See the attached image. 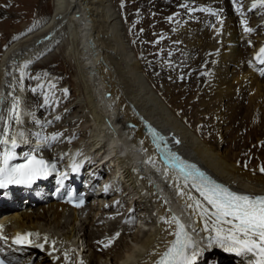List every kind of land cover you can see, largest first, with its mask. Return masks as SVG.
<instances>
[{"label": "bare ground", "instance_id": "6f19581e", "mask_svg": "<svg viewBox=\"0 0 264 264\" xmlns=\"http://www.w3.org/2000/svg\"><path fill=\"white\" fill-rule=\"evenodd\" d=\"M36 1L35 7H39L45 0ZM121 2L125 8L133 7L130 1ZM152 2L147 5L140 3L143 5L141 11L150 9V15L148 12L141 14L138 12L139 8L133 7L135 14L128 17L123 14L125 11H116L113 0H53V13L47 25L10 46L7 42L9 47H0V52L7 47L0 60V112L4 115L2 127L8 130L5 135L9 138L13 134H25L28 130H37L40 134L43 133L40 128L42 125L49 126V135H57L58 139L52 141V151L43 150L44 156L60 161L62 155H65L62 151L68 150L66 154H70L72 160L80 159L75 162L79 169L82 158L89 149L105 148L104 142H107L110 130L116 133L113 144L132 137L137 144L124 141L125 145L122 142V147L144 150L142 153L134 152L133 159L126 156L115 160L123 173L124 181L122 193L116 199H108L109 203L118 201L116 206L107 209L110 212L91 205L89 209L92 213L88 216L89 210L76 211L55 202L32 207L33 203L29 198L16 192L15 201L22 207H4L0 209V213L5 214L4 221L9 224L6 229V235L10 237L7 248L10 249V255L18 260L17 264H34L35 261H38L36 264H152L174 239L170 233L176 230V225L163 221L171 219L172 210L179 211L181 200H184L185 209L194 216L197 214L193 209L186 207V204H194V200L189 197L199 200L205 207H211L192 183L178 179L173 171L163 166L156 147L140 121L141 117L165 137L170 149L177 150L185 158L198 163L219 181L244 194H264V173L260 171L264 160H259L263 164L246 166L240 163L243 158L226 148L230 122L234 115L239 114L248 93H253L250 96L252 99L264 100V79L247 65L264 44V7L260 6L258 0ZM14 3L21 8L17 11L18 19L24 20L25 9L22 6L25 1L15 0ZM253 4L257 6L253 8ZM173 6L183 7L175 10ZM240 9L254 14L248 28L258 29L257 36L249 37L242 33L243 28L239 29L241 17L236 14ZM124 19L131 23L135 20V24L140 26L145 24L141 26L143 31L136 35L139 41L141 38L153 41L163 37L157 35L152 39L149 33L152 23L161 26L155 29L156 33L160 34L164 30L166 34L180 38L181 43L176 41L177 47L173 52L180 49L182 60L177 67L175 64H161L160 70L166 73L165 80H161L163 84L158 86L150 80L152 76H156L155 72V75L149 73L150 76H146L150 65L139 60L133 52L129 33L123 26ZM43 20L44 17L41 16L37 22L40 24ZM166 25L172 27L166 30ZM23 28V32L30 30ZM65 34L67 45L60 47L55 55L33 69L36 75L31 76L28 71L33 61L48 53L59 37ZM171 41L154 45L155 50L160 49L161 45L166 48ZM251 42L253 46L250 47ZM141 46L145 52L140 53L147 54L148 46H144L142 41ZM53 68L57 69L52 71ZM48 71H51L54 82H45L43 86L41 82H36ZM72 76L75 93L65 95V89H59L56 84L67 82ZM190 78L195 84L201 83L204 90L193 114L187 111L190 107L188 102L186 106L185 103L174 105L176 99L173 97L186 93L187 84L180 85L177 81L184 79L186 82ZM169 79H173L176 84L168 83ZM29 81H34L40 90L45 89V96L42 95L40 102L33 95L37 96L39 88L35 92H27ZM23 91L25 96L21 95ZM106 93H110V96L106 97ZM13 98L20 102V123L7 118ZM56 100H60L58 112H51L43 119V112L52 111L56 107ZM169 103L174 107L170 108ZM35 114L40 117L36 118ZM128 122L134 125L130 132L126 131ZM53 123H57L58 127H53ZM20 138L17 136V156H22L27 147ZM72 139L74 143L71 142ZM73 145L84 151V155H72ZM143 155L149 157L151 164L142 163ZM136 159L140 161H134ZM158 165L165 173L168 186L155 172ZM92 167L90 162L85 164V184L95 181L96 171ZM104 168L99 164L98 171ZM48 181L53 182V179ZM141 185L146 187L149 197L144 195ZM159 188L162 194L157 192ZM132 198L135 200L130 203ZM23 208L27 210L22 211ZM105 212L112 213L118 219L106 221ZM18 213L24 214L23 217L18 218ZM138 216H143L146 225L150 227L148 231L140 230L141 236L139 233L135 234L133 222ZM119 231L123 233L117 237L116 233ZM29 232L40 235L31 236L29 244L13 243L18 234ZM45 236L48 237L47 243L44 241ZM127 237H132L134 244H129ZM79 239L86 240L89 247L84 260H79L73 247V243ZM52 241H55V251L52 249ZM121 246L125 248V252L120 254L118 251ZM100 249L102 251L98 252ZM65 252L68 253V260L64 258ZM245 262L246 258L242 259L233 253L211 251L200 258L199 264Z\"/></svg>", "mask_w": 264, "mask_h": 264}, {"label": "snow or ice", "instance_id": "6c2138e0", "mask_svg": "<svg viewBox=\"0 0 264 264\" xmlns=\"http://www.w3.org/2000/svg\"><path fill=\"white\" fill-rule=\"evenodd\" d=\"M258 3L264 7V0H258ZM256 6V4L252 5L253 8ZM245 31L250 32L251 29L246 27ZM260 53L264 57V48L260 49ZM261 62L264 63V60ZM21 75L23 76L24 73L22 72ZM19 103L18 99L13 98L8 120L20 123ZM3 121L4 115L3 112H0V148H2L0 150V189L6 188L10 184L30 186L39 179L47 178L50 173L57 172L54 163L50 164L43 158L38 159L35 154L25 153L23 163H12L17 159V136L22 137L23 133L13 134L9 138L5 135L8 130L2 127ZM57 139V135L43 136L41 143ZM177 167L183 174L185 182L187 183L191 179L192 186L200 192L207 205L211 206L210 208L205 207L193 197H189V199L194 200V204H186V207L192 208L197 214L199 221H202L203 227L196 228L195 231L197 234L200 232L206 234L207 247L216 246L226 253H233L242 259L246 258V264H264V196H251L230 191L228 188L207 180L203 174L199 173L198 169L192 165H185L182 161ZM78 170L79 165L74 162L72 171L78 172ZM260 171L264 173V166L260 168ZM59 175L62 177L60 180L62 184L67 173H59ZM163 222L169 225L174 223L176 230L170 233L174 239L159 255L155 264H197L198 258L204 253V248L199 246V242L193 238L186 225L175 216ZM33 235L38 237L40 234L31 232L18 234L13 243L17 245L29 244L31 243L29 237ZM119 235L120 233H116L117 237ZM0 239L7 240V237L0 235ZM44 241L48 242L47 236L44 237ZM111 243L110 240L109 244ZM39 246L43 247V245ZM107 246L105 245V247ZM52 249L56 250L55 241H52ZM64 258L68 260L67 252L64 253ZM0 264H10V262L0 259Z\"/></svg>", "mask_w": 264, "mask_h": 264}, {"label": "rangeland", "instance_id": "374dc122", "mask_svg": "<svg viewBox=\"0 0 264 264\" xmlns=\"http://www.w3.org/2000/svg\"><path fill=\"white\" fill-rule=\"evenodd\" d=\"M19 1H21V0H19ZM23 1H25V3L22 6V9H25L24 10L25 19L20 20L17 17V15H18L17 11H19V9H21V8L18 4L14 3L15 0H14V2H13V0H0V47H2L3 45L8 46V44H9V46L12 45L14 42L21 39L22 37H25L26 35L31 34L35 31L39 30L40 28L44 27L50 21V18H51L52 13H53L52 12L53 11L52 10L53 9V6H52L53 0L43 1L42 5L39 7L38 6L35 7V4L37 2L36 0L35 1L34 0H23ZM31 1H33V2L31 3ZM124 1L132 2L133 4L131 6H133L134 8H139L138 12H141V14H145L148 12L150 15V11H151L150 9H148L146 12L141 11V9H142L141 6H143V5L140 3L142 2L143 4L147 5L148 3H153L152 1H154V0H151L150 2L147 0H124ZM112 4L115 7H117L116 11L119 12L121 10V13H123L125 11V13H123L125 16L127 15L129 17L131 14H133V15L135 14V11L132 10L133 7H130L129 9L125 8L124 4H123V2H121V0H113ZM118 6H119V8H118ZM182 7L183 6H179V7L173 6L172 8H175V10H177V9L182 8ZM34 9L36 11H34ZM126 9H128V10H126ZM41 16H42V18L44 17V20L42 21V23L39 24L37 21L39 18H41ZM135 22H137V21L134 20V22L131 23L130 20H129V22H127L124 19L123 26H125L127 28V31L129 33V37L131 39L130 43L133 44L132 45L134 47L133 52L135 53L137 58L143 62H146L148 65H150V69L146 72V76L149 77L150 76L149 73L154 74V72H155L156 76H152L153 79L151 78L150 80L154 83L156 82L155 84H158V86H159V84H163L161 82V80L162 79L165 80V78H166V76L164 77V75H166V73L163 70H160L161 64L162 63L163 64L168 63L167 65L175 64L177 67L180 64V61L182 60L183 55H182L180 49L175 50L173 52L175 47H177L175 45L176 41L178 44L181 43V41L179 40L180 38L173 37V35H171L169 33L166 34L167 33L166 31L163 32L164 30L160 31L159 32L160 34L156 33L155 29L161 28V26L159 24L155 25V23L154 24L152 23L149 26V30H150L149 33L152 36V39H153V37H155L157 35L158 36L161 35L163 37H161L159 40H153V41L152 40L145 41V39L141 38L142 44H144V46H146V47L148 46L147 49L149 51L147 52V54L140 53L141 51L142 52H145V51H143L141 49V47H142L141 41H139L140 39H138V37L136 35L143 31L141 26H144L145 24L140 26V25L135 24ZM136 25L139 27H137ZM23 27L30 28V30L23 32V29H24ZM166 27H167L166 28V30H167L169 27H172V26L166 25ZM13 36H15V37L13 38ZM169 37H171V38H169ZM166 40H168V41L172 40V41L166 46V48H162V45H161L160 49L155 50L156 47L154 45H156L162 41H166ZM7 42H8V44H7ZM172 42H174V43H172ZM67 43H68V39L66 37V34L60 36L59 40L54 44L53 48L48 53L41 56L40 59L36 60L35 62L33 61V64L30 65V70L28 71V73L34 77L36 74L32 70L33 69L35 70L38 65H41L44 61L48 60L50 57L55 55L59 51L60 47H62L63 45H67ZM249 46L250 47L253 46V42L249 43ZM5 49H7V47L3 48L2 52H0V60L3 57V53H4ZM153 62H155V63H153ZM56 69L57 68H53L52 71H55ZM50 72L51 71H48V72H46V75L45 74L41 75V78L37 79L36 82L37 81L41 82L42 86L44 85L45 82L46 83L54 82L52 76L50 75ZM155 78H156V80H155ZM72 80H73V76L69 78V81L63 82V83H57L56 85H59L58 86L59 89L68 90L69 92L64 90V94L65 95L68 94L70 96V95H73L75 93V91L73 90V81ZM172 82H174L173 79L168 80V83H172ZM177 82L180 85H183L186 83L187 89H186L185 94L179 93V94H176L173 96L174 99H176V101H175L176 103L174 105L185 103V106H186V103L188 102L190 107H188L187 111H188V113L193 114L197 108V105L201 101L200 98H202L203 94H204V90L201 87V83L199 84V82H198L197 84H195L193 82L192 78H190V80H186V82L184 81V79H180ZM174 83L176 84V82H174ZM66 84H68V85H66ZM29 85L30 86L28 88L25 85L27 92H28V90L31 92H35L37 88H39V90H40V87H37L35 85L34 81H29ZM52 85H54V84H52ZM60 85H63V86L61 87ZM67 88H69V89H67ZM44 90H45L44 88L43 89L41 88V90L39 92H37V96L35 94H33L35 99H37V102H40V100L42 99V95L45 96ZM21 95L25 96L26 93L23 91V93H21ZM252 95H253L252 92H251V94H250V92L248 93V95L246 96V99L244 100L245 105L243 103V106H242L241 110L239 111V114H237L238 116L237 115L233 116V118L230 122V125H229L230 135H229V138H228L229 140L227 141V145H226V148L229 151H231L232 153H237L241 158H243V160L240 163L243 165H246V166H249V165L254 166V165H259V164L264 163V162L261 163L262 162L261 160H264V117H263V115H264V100L261 101L259 99H257V100L254 98L252 99L251 98ZM248 96L249 97L251 96V97L249 98ZM55 103H56V107H54V109L52 108L53 109L52 111L48 110V111L43 112V119L45 117H47V115H50L51 112H53V113L58 112L59 107H57V106L58 105L60 106V100L59 101L56 100ZM174 105H172L171 103L168 104V106L170 108H173ZM255 107H257V108L255 109ZM236 109L239 110V108H236ZM248 110H249V112H248ZM242 112H244V113H242ZM35 117L39 118L40 116H38V114H35ZM53 124L54 125H52V126L53 127L55 126V128H56L57 123H53ZM200 126H203V124H201ZM48 129H49V126L45 127L44 131L48 132ZM78 138L80 139V137H78ZM71 142L74 143V139H72ZM62 152L68 153V150H64ZM76 153L77 154L81 153V155L82 154L84 155L82 150L77 149L76 146L73 145L71 147V154L74 155ZM245 158H246V160H245ZM107 212H110V211H107ZM107 212H105V214L107 216V218H105L106 221L108 220V222H109L111 220L114 221V220L118 219V218L115 219V216L112 213H110L111 214L110 215ZM91 213H92V211H91V209H89L88 216H90ZM139 232H140V230H138V228H136L135 234H137ZM118 233L122 234L123 231H119ZM140 233H142V232H140ZM140 233H139V235L141 236L142 234H140ZM126 239L128 240L127 242L129 244H134L132 241V237H127ZM84 242L87 243L86 240H82V239H79V241L76 240L73 243L74 251H75L76 245H78L77 243H79V244L83 243L84 244ZM101 251H102V249H100L98 252H101ZM211 251H214V252L222 251V252H224L223 249L218 248L216 246H213L212 248H209V249H206V247H205L203 255L206 252H211ZM118 252L120 254H121V252L124 253L125 248L121 246V249ZM75 253L77 254L76 251H75ZM119 253H117V254H119ZM84 254H86V252ZM202 256L198 258L197 264H199L200 258H202ZM39 258H41V257H39ZM78 258H79V256H78ZM37 262L38 261H35L34 264H36ZM45 264H49V263L47 262Z\"/></svg>", "mask_w": 264, "mask_h": 264}, {"label": "water", "instance_id": "95a60500", "mask_svg": "<svg viewBox=\"0 0 264 264\" xmlns=\"http://www.w3.org/2000/svg\"><path fill=\"white\" fill-rule=\"evenodd\" d=\"M161 138H162V139H161ZM164 139H165V138H164V137H162V136H161V137H159V140H160V142H161V143H165V140H164ZM178 163H179V162H178Z\"/></svg>", "mask_w": 264, "mask_h": 264}]
</instances>
